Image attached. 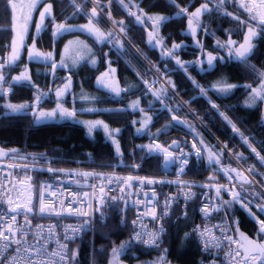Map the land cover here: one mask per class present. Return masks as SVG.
Segmentation results:
<instances>
[{"label":"trees","instance_id":"obj_1","mask_svg":"<svg viewBox=\"0 0 264 264\" xmlns=\"http://www.w3.org/2000/svg\"><path fill=\"white\" fill-rule=\"evenodd\" d=\"M104 1L109 0H101L105 11L107 9ZM4 2L5 0H0V54L5 53L8 48L5 43H8L12 36L11 13H5ZM202 2L203 0H175L176 5L186 8L188 13L194 12ZM47 3L53 5L55 20L48 18L46 28L36 39L42 51H53L57 56L67 37L81 35L92 41L93 51L99 59L98 64L91 66L88 62H83L74 68L57 67L53 70L48 67L47 62L42 61L37 63L41 66L38 70L29 65L30 81L4 83L3 87H9L11 91L7 97L0 98V147L2 150L25 151L69 165L109 166L122 160L126 166H131L132 163L138 165L139 171L160 172L159 155L148 153L147 148L139 146L150 144L152 140L168 144L173 139L180 140L182 143L192 139L201 147L203 155L199 159L193 155H187V163L182 172L180 171L181 161L178 160L171 173H179L191 178L209 176L227 178L228 176L219 169L221 167L237 169L235 162L190 111L179 102L173 94L176 93L213 136L223 146L226 145L230 153L247 170L252 169L250 174L264 189V166L255 154L250 152L251 148L248 146L250 144L257 148L264 157V112L262 111L264 104L258 101L256 105L249 107L246 101L251 88L244 87V85L252 87L260 82L256 73L264 70V31H259L253 39L255 47L245 64L230 58L228 48L217 46V41L224 43L229 36L232 40L241 42L242 26L231 16L224 15L223 11L216 9L211 3L209 4L211 11L202 15V27L197 29L194 39L188 31V15H177L179 8L169 0H124L125 4H129L128 9L121 5L120 0H111L108 6L111 18L124 22L123 34L132 46L121 38L101 15L96 18V26L106 34L112 33L111 43L107 40L93 42L87 32L78 27L88 23L87 13L93 7L88 0H75L76 4L82 5L83 10L80 12H77L72 0H43L39 9L41 10ZM140 9L148 16L170 17L162 24L159 35L164 38V50L171 49L174 43L181 45L176 49L174 57L162 56L160 47L149 44L150 22L147 25H139L135 17L129 15L130 11L140 14ZM223 9L240 16L241 20L248 21V13L237 8L232 0H227ZM54 22L67 23L74 27L53 39ZM115 25L120 28L119 24ZM117 41H120L123 46L118 47ZM196 41H199V45ZM134 49L163 77L165 82L155 75V72ZM208 53L223 59L215 60L213 65L208 67L207 61L200 62V58L204 59ZM177 58L185 67L176 63ZM25 61L26 58L23 55L20 62L3 69L7 81H12V77L17 76ZM109 61L111 67L116 69L115 81L121 89L126 90L119 95L99 87L96 82L100 73L108 69ZM30 64L36 65L33 61ZM45 66L47 68H44ZM67 76L71 77V87L61 101L68 108L72 107L76 110L75 118H96L104 121L110 129H120L115 136L120 146L119 155L115 151L111 138L105 136L102 127L94 129L89 134L86 125L81 123L80 119L66 118L37 122L31 107L17 113L8 111L4 107L6 103H32L37 89L42 93L48 92L40 105L50 107L56 102V86L62 81L65 84L66 80L63 79ZM145 81L148 83L145 84ZM167 81H171V84ZM218 82L239 85V87L226 93L219 92L213 87ZM149 87L153 91L161 88L167 91L158 100L149 91ZM201 88L206 90L204 94L201 93ZM82 95H86L89 99H82ZM137 99H139V108L144 109L147 115L152 117L143 132H137L140 124H134L133 121L141 120L144 113L129 107ZM89 108L95 111H87ZM174 115L180 122L173 121ZM233 124L239 131L233 130ZM243 137L248 138L247 144L241 142ZM201 140L204 145L212 147L216 153H221L223 149L219 165L215 161L209 163L204 145L199 143ZM231 175L236 179V174ZM199 187L202 188L205 185ZM234 190L242 191L240 187H235ZM252 192L261 193L257 188L245 186L242 195L251 203L264 204V195L261 193L260 199H254L250 195ZM224 198L231 200L229 194L224 195ZM196 204L197 199L194 198L183 215H179L177 211L172 212L164 221L163 240L156 248L132 244L129 241V213H122L115 204L106 205L102 209L104 216L101 217L99 213L96 218L93 239L85 234L71 244V253H77L71 264H105L111 249L126 242L125 252L121 258L130 263L133 259L142 260L162 252L165 254V259L173 264H205L219 259V255L214 251L208 253L200 251L192 233L191 226L198 220ZM225 206L234 228L238 222L240 233L264 241V236L257 234L259 225L249 215L248 210L241 207L240 202ZM249 208L260 220L262 219L263 213L258 212L250 204Z\"/></svg>","mask_w":264,"mask_h":264},{"label":"snow or ice","instance_id":"obj_2","mask_svg":"<svg viewBox=\"0 0 264 264\" xmlns=\"http://www.w3.org/2000/svg\"><path fill=\"white\" fill-rule=\"evenodd\" d=\"M77 12L82 11V5L76 4L75 0H72ZM93 3V7L90 10L88 15V23L84 25L78 26L82 31H86L89 35H92L95 37L96 41L103 42L107 40L109 43L112 42V33H105L101 31L96 26V18L98 15L102 13L103 5L101 3V0H91ZM170 3L175 5L179 8V12L177 15L187 14L188 15V31L195 39L197 35V29L202 27L201 17L203 14L208 13L211 11L209 8V4H213V6L223 11L224 15L231 16L234 20H236L241 26L247 25V31L244 33V39L243 42H237L231 39V36H229V39L221 43L220 41H217V46L220 48H228L229 49V57L235 58L237 61L247 63L248 58L252 54L254 50V44L253 39L258 35L259 31H264V0H259L257 3V0H232V3L237 4L239 8L244 9L249 15V20H241L240 16L234 15L233 13H229L227 11H224L223 5L227 2V0H207L206 3L201 4L198 8L195 9L194 12L188 13L186 8H180L179 5H176L175 0H169ZM43 3V0H20L18 3L17 0H5L4 2V11L5 13L10 12L11 13V28L10 31L13 33L11 44H10V52L6 59H4L2 62H0V98L7 97L9 92L11 91V88L5 89L3 87L4 83L11 84L12 82H24V81H30V76L28 75L27 68H25L24 71L20 73L18 76L12 77V81H7L6 76L3 72V69L7 66L13 65L17 62L21 55V50L24 47H27L28 50V56L30 60L33 59H43V60H51L52 59V52H41L36 48V39L39 33H41L46 28V20L48 18H52L53 21L55 20V17L53 16V5L52 3L44 4V7L42 10L38 8V6ZM111 3V0H109V4ZM121 5L125 8H129V4H125L124 0H120ZM134 7H138L136 5H132ZM39 11V18L35 19L33 16V13L35 11ZM140 14H137V12H129V15L134 16L136 23L139 25H147L150 22L151 31H148V42L153 47H160L161 48V54L162 56L166 57H174V53L176 49L180 48L181 45L179 44H173L171 49L164 50V38L159 35L160 28L164 22L170 19V17L162 16V15H152L148 16L143 12L142 9L139 10ZM109 18H111V13L109 12ZM35 20V29L37 36H33V43L31 46L26 45V37L29 33V26L30 24ZM112 23L119 24L120 28L119 31L121 33L125 32L124 28V22L121 21H115L113 20ZM255 25V27L253 26ZM72 27L71 25H68L67 23H53L52 28V36L53 39L61 35L62 33L69 31ZM147 30V28H146ZM117 46L122 47L123 45L120 43V41H117ZM196 43L199 45V41H196ZM71 44V42H70ZM79 50H72L69 48V46L65 47L64 55L61 58L60 66H65L64 61L66 58H69L70 52L74 51L75 54L72 55L70 58L72 59L73 65L78 63L80 60L84 59L90 52L91 49L88 48L86 44H84L82 41L78 42ZM202 47V46H201ZM217 59H223L222 57H216L212 55V53L207 54V64L209 66L213 65V62ZM93 65L96 64V60L92 59L90 61ZM109 67L108 70L104 73H101L100 76L97 77V85L101 88L107 89L108 91L115 93L116 95H119L122 91H126L125 89H121L118 85V83L115 81L114 76L116 69L111 67V62L109 61ZM176 63L180 65L181 67H185L183 62H181L178 58L176 59ZM58 67V65L55 63V61H52V68L55 70ZM261 83L258 87H251V85H244L246 88H251V92L249 94L248 100L246 101V104L251 107L256 105L257 101H264V73H260ZM148 82L145 81V84ZM167 83L171 84V81H167ZM195 84V81H193ZM71 87V77L67 78V82L60 88L56 89V96H57V105L55 109H52L51 111H44L40 110L38 105L41 103L43 98L47 95V93H42L37 89V94L34 98V101L31 104H12V103H6L4 105L5 108L11 110L13 113L20 112L22 110L27 109L28 107H31L33 110V115L37 122L56 117L59 115L60 118H75L76 116V110L75 109H68L65 108L60 103V98H62L66 92ZM174 87V85H173ZM199 87V85H197ZM216 88L219 92H228L233 88L239 87V85H232V84H224L223 82H218L217 85L213 86ZM149 91H151L152 95L156 97L158 100L161 99L164 94L166 93L167 89L161 88L158 90H152L151 87H149ZM201 93H205V89H200ZM82 99H89L86 95H82ZM130 108L132 109H139L140 112L144 113V116L140 121H133V123H139L140 128L137 129V132H143L148 124L151 122L152 117L147 115V112H145L144 109L139 108V99L136 101H133L130 105ZM215 107V105H213ZM171 111V109H169ZM87 111H95V109H87ZM122 111V110H118ZM223 115V113H221ZM173 121H178V118L174 115L172 117ZM225 119L227 120V117L225 116ZM81 123L85 124L88 130V133L91 134L94 129L98 127H103L105 136L108 138H111L112 143L115 145V151L119 155L120 154V146L118 141L115 139V136L117 133H119L120 129H110L108 125L104 124L103 121H81ZM231 123V121H229ZM232 128L234 131H239L236 126L233 124ZM244 142L248 143V138L243 137ZM201 145H204L203 140L199 142ZM251 148V151L253 153H256L257 157L264 161V157H261L260 154L256 151L254 147H252L250 144L248 145ZM142 148H147L148 153H160L164 156V161L166 164L174 163L177 160H180V171L182 172L184 169V165L187 163L186 156L187 154L181 152L179 156L173 155V152L170 151V148L178 147V143L176 141H173L171 145L168 147H163L162 145L158 143L148 144V145H142L139 146ZM226 148V145L224 146ZM192 148L195 150V154L200 157L203 155V152L201 150V147H199L196 143H193ZM13 153L16 152L15 149L11 150ZM204 151L207 152V158L209 163L211 164L213 161L217 165L221 163L220 155L223 152V149L221 150V153H216L212 147L204 145ZM8 155L7 152L0 149V157H4ZM14 165H10L12 167ZM134 167H138V165H134ZM224 173V175L228 176L229 180L233 179L232 173H236V180L240 184V188L243 191L245 189V186L249 183H252L248 179V176H246L243 172L238 171L237 169H229L221 167L219 169ZM48 171H56L52 168H49ZM64 171V170H60ZM249 173H251L252 169L250 168ZM74 175H80L87 179L89 176H100L102 179L105 176V174L100 173H92V172H75ZM179 175V173H178ZM30 179V178H29ZM108 184H111L113 182V179L122 181L121 191H124V186L132 187L131 181L133 179L139 180L141 184L147 183L148 185H152L154 183H162L163 181H154L152 179H147L144 177H133L131 175L126 177H119L108 175ZM210 180H214V177H209ZM179 181H171L170 183H177ZM79 183V181H77ZM183 183V182H180ZM93 188L97 187L95 185H92ZM107 185H101L99 186L100 193L105 192V188ZM205 187H208V185H205ZM0 188H3L2 185H0ZM224 189L229 192V195L231 196V200H222L221 207L224 205L231 206L234 203L240 202L241 207L248 210L249 215L255 220V222L259 225L257 234L259 236H264V220H260L255 213H252L249 204L251 201H247L246 197L242 195V191H235L232 190L235 188V184L231 185H216V197L219 198L221 195V189ZM13 189H7L3 188L2 191H0V198L6 197V203L9 206V211L11 213L20 214L21 212L25 215V220L23 225H19L16 221V215L12 216V220L9 222L5 220L4 225H0V264H70V262H74L75 257L77 255L76 252H72L71 255L68 254L69 250L67 248V244H59V241L57 242L59 244V250L58 251H52L48 252L47 250V241L51 238L52 235H54V228L55 226L49 225V237H43L40 235V233H35V235L39 236V239L33 243L29 244L27 241V237L29 235V231H25V226L30 225L31 221L28 220L27 215L28 213H32L34 209L33 200L31 195L29 194L27 198L24 200L23 203L14 201L11 195ZM47 191V189H44L42 186V190L40 193V208L39 212L41 214L46 212H55L56 215H61V211H56V209L49 203L45 202L44 192ZM23 194L18 195V199ZM53 196L56 195V193H52ZM153 198H155V192L152 193ZM193 193L187 192L184 193L185 199H190ZM250 195L254 199H260L261 193L252 192ZM84 199L81 200L79 198V195H74V199L77 200L80 207H72L71 203L69 202V207L67 209V214L69 215H76L80 218H82V223L78 226H72L68 225L65 228V236L64 239L67 241L69 239L74 238V234L86 230L89 227H91L92 222V215L93 210L95 212H99L101 217L104 216L103 212V205H104V198L103 196L99 197L97 199V203L94 206L89 199V193L83 194ZM113 200L116 199V197H112ZM174 199L170 197L168 200H166L165 205L167 206L171 203V200ZM87 200V208L90 210H85L84 208V201ZM60 203L63 205L65 201L61 200ZM134 203L140 204L141 201L137 200ZM258 212L264 213V204H258L256 205ZM220 209L215 205H208L206 204L202 209L201 212L204 213L205 216H207L211 211H219ZM167 211H165L164 215H167ZM144 215H151L153 219L158 218V214L156 212L155 207L151 209L150 212H145ZM0 219H4L3 216H0ZM139 219V217H138ZM133 225L137 224V221L134 220ZM237 226L234 229L235 233L239 236V239H236L234 236H227L226 232L229 230H233L231 225H223L221 227V231L225 233L223 239L229 241L230 243H234L237 245V249H234V256L232 257L233 260H235L237 257H241V264H264V241H260L257 239H252L246 236L243 233L239 232L238 222H236ZM38 229L43 231L44 226L43 225H37ZM215 227V226H214ZM140 231L135 232V235L132 239L143 243L146 246H156L158 243V239L160 236V233L163 232V227H161L158 231H147L146 226L141 224L140 225ZM73 233V236H69L68 233ZM200 236L202 239H204L205 242V248L208 249L211 247H219V239L214 234H212L211 229L205 227L201 232ZM39 240H44L45 244L41 245ZM127 243V242H126ZM126 243H122L118 248L114 247L112 249V261H110V264H118L119 256L121 252L125 249ZM13 245H15V248L13 250ZM242 250V251H241ZM11 251L12 255L8 256V252ZM227 255V254H226ZM165 260V257L161 255L157 261H154L153 264H163Z\"/></svg>","mask_w":264,"mask_h":264},{"label":"built area","instance_id":"obj_3","mask_svg":"<svg viewBox=\"0 0 264 264\" xmlns=\"http://www.w3.org/2000/svg\"><path fill=\"white\" fill-rule=\"evenodd\" d=\"M258 2L259 0H257V3ZM105 4L108 5V2ZM106 15L109 17V12H107ZM190 152L195 154V150L193 148H191ZM119 164L120 163H114L110 166L68 165L57 163L50 158L30 155L27 153L8 154L4 157H0V185H2L3 188L13 189L11 195L14 201L23 203L29 194L32 197L34 209L32 213H28L27 215V218L31 221V224L25 226V231H29V229H31L27 237L28 243L33 244L39 239V236L35 235V233H40V235L43 237H49L48 226L52 225L55 226L54 235H52L47 241L48 252L58 251L59 244L66 243L69 250V255L70 244L73 241L78 240L85 234L90 235V239H93L96 218L99 214V212H95L94 209H88V201L85 200V210L93 211L91 227L74 234L73 239L66 241L64 239L66 226H78L83 222L82 218L76 215L67 214L69 202L71 203L72 207H80L77 200L74 199V195H79V198L83 200V194L89 193V199L94 206L97 203V199L103 196L105 201L103 207L106 205L115 204L122 212L130 210L131 229L129 238L134 244L145 247L153 246H146L143 243L132 239L135 235V232L141 230V224L146 226L147 231H158L161 227H163L164 232L163 222L167 217H169L171 212L174 209H178L181 210L180 214H183L188 203L197 197L196 212L198 214V220L191 226L192 233L198 243L200 251L205 253L214 251L220 256V259L208 262L206 264H241V257H237L235 260L232 259L234 256L233 250L237 249V245L223 239L225 233L221 231L220 227L223 225H231L233 230L227 231L226 235L234 236L236 239H238L235 235L232 221L225 209V206L221 207L223 200L221 197L225 190L222 188L220 197H216V185L231 186L233 184L236 185V182L229 180L186 178L165 172H142L133 168L120 167ZM10 165L14 166L10 167ZM49 168H52L56 171L50 172L48 171ZM75 172H92L97 174L103 173L105 176L102 179L100 176L94 175L87 177L85 180L83 176L74 175L73 173ZM112 174L119 177H126L129 175L133 177H144L154 181L163 182L148 185L147 183L141 184L139 180L133 179L131 181L132 187L124 186V191H121L122 181L113 179V182L108 184L107 177L108 175ZM77 181H79V183H77ZM171 181L179 182L170 183ZM202 182H207L208 187L198 189L193 186L194 184ZM92 185L97 187L93 188ZM101 185H107L104 193H100L99 191V186ZM42 186L44 189H47V191L44 192L45 202L51 204L56 209V211H61V215H56L55 212H46L43 214L39 212L40 193ZM3 188H0V191H2ZM153 192L156 194L155 198H153ZM187 192H191L193 195L190 199L186 200L184 193ZM52 193H56V195L53 196ZM19 194L23 195L18 199ZM112 197H116V199L113 200ZM170 197L174 199L171 200V203L166 208L165 202ZM61 200L65 201L63 205L60 203ZM137 200L141 201V203H134ZM206 204H215L220 210L211 211L207 216H205L204 213L201 212V209ZM153 207H155L158 214L157 219H153L151 215H144L145 212H150ZM165 211H167V215H164ZM13 215H16V221L19 225L24 224L25 215L22 212L20 214L11 213L9 211V206L6 203V197L0 198V216L4 217V219H0V225H4L5 220L10 222ZM134 220L137 221L136 225H133L132 223ZM37 225L44 226L42 232L36 227ZM205 227L211 229L212 234L220 238L219 247L210 246L208 249L205 248L204 239H202L200 236V232ZM163 232L160 233L157 245H159L162 240ZM68 235L73 236V233L69 232ZM58 241L59 244L57 243ZM39 242L41 245L45 244L44 240H39ZM14 248L15 245H13V250ZM7 255L11 256L12 252L9 251Z\"/></svg>","mask_w":264,"mask_h":264},{"label":"rangeland","instance_id":"obj_4","mask_svg":"<svg viewBox=\"0 0 264 264\" xmlns=\"http://www.w3.org/2000/svg\"><path fill=\"white\" fill-rule=\"evenodd\" d=\"M17 2L19 3L20 2V0H17ZM207 2V0H203V2H202V4L203 3H206ZM247 2V1H246ZM236 5V7L237 8H239L238 7V5L237 4H235ZM43 9V8H42ZM239 9H241V8H239ZM241 10H243L244 11V9H241ZM244 12H246V11H244ZM34 18L35 19H38L39 18V15H37V13H36V16H34ZM248 20H249V18H248ZM33 27H32V26ZM31 25L29 26V31H30V29L31 28H33V32H32V38L30 39V43H31V45H32V43H33V36H36V29H35V20H33V22L31 23ZM254 27H255V25H253ZM247 31V25H245V26H242V36H243V39H244V33ZM12 35H13V33H12ZM27 38V37H26ZM11 39H12V37H11ZM241 40H242V37H241ZM11 41V40H10ZM83 42L84 44H86L87 46H88V48H90L91 50H92V46H91V44H89L88 43V41H86L85 39H83L82 37H79V36H71V37H69V38H67L64 42H63V44H62V46H61V48H60V50H59V52H58V54H57V56L54 54V52L52 51V59L49 61V63H47V65H48V67L49 68H52V61H55V63L58 65V67H62V68H74V67H76L77 65H79V64H81L82 62H88L89 64H91L92 65V63L90 62L92 59H95V57H94V55H93V53H89L84 59H82V60H80L78 63H76L75 65H73V63H72V59L70 58L72 55H74L75 54V52L74 51H72V52H70V55H69V58H66L65 59V61H64V64H65V66H60V62H61V58H62V56L64 55V51H65V47L66 46H69V48L70 49H72V50H79V45H78V42ZM70 42H71V44H70ZM253 42V41H252ZM30 45V46H31ZM36 48H37V46H36ZM3 59H5L4 57H2L1 59H0V62H2L3 61ZM41 60H43V59H41ZM31 61H33V62H35L36 63V65H32V64H30V62ZM198 61H199V59H198ZM207 61V56L203 59V58H200V62H206ZM39 62H42V61H40V59H33V60H30L29 59V56H28V52H27V58H26V61L24 62V65H26V67L27 68H29L30 69V67H29V65H31V67L33 68V67H35L37 70L38 69H40V65H37V63H39ZM44 62H47L46 60H44ZM6 68V67H5ZM4 68V69H5ZM44 68H47V66H45ZM263 69L262 70H259L257 73H256V77L259 79V81L260 82H258L256 85H254V86H252L253 88L254 87H258L259 86V84L261 83V78H260V73H263ZM106 72V71H105ZM104 73V72H103ZM67 78H68V76L67 77H64V79L63 80H66V82H67ZM64 81H62V83H63ZM64 84V83H63ZM60 87H62V84H58L57 86H56V88H55V90L57 89V88H60ZM8 89V88H7ZM251 92V91H250ZM61 99V98H60ZM258 102V101H257ZM60 103L65 107V108H68L67 106H65L64 105V103L60 100ZM262 103L264 104V101H262ZM56 105H57V101H56V103L54 104V105H52V106H50V107H44V106H42V105H38V107H39V109L40 110H44V111H51L52 109H55L56 108ZM68 109H74V108H72V107H70V108H68ZM90 109V108H89ZM91 109H93V108H91ZM8 111H11V110H9L8 109ZM22 111H24V110H22ZM31 112L33 113V110H32V108H31ZM34 116V115H33ZM76 117V116H75ZM56 119H66V118H60L59 117V115H57L56 117H53V118H49V119H45V120H42V121H39V122H43V121H52V120H56ZM75 119H80V121H102V120H100V119H96V118H82V117H78V118H75ZM139 121H140V119H139ZM104 122V121H103ZM104 124H106L105 122H104ZM102 127V126H101ZM103 128V127H102ZM151 144V143H150ZM148 145V144H147ZM121 245V243L120 244H118V245H116V246H114V247H116V248H118L119 246ZM113 247V248H114ZM112 248V249H113ZM112 249H111V251H110V255H109V258H108V261L105 263V264H110V261H112ZM125 252V249L121 252V254H120V256H119V261H118V264H153V262L154 261H157V259L161 256V255H163L164 257H165V254H164V252H162V253H160V254H157V255H154V256H152V257H149V258H145V259H142V260H137V259H133L132 260V263H130V262H128L126 259H122L121 258V255L123 254ZM163 264H173V263H170V262H167L166 260H164V262H163Z\"/></svg>","mask_w":264,"mask_h":264},{"label":"crops","instance_id":"obj_5","mask_svg":"<svg viewBox=\"0 0 264 264\" xmlns=\"http://www.w3.org/2000/svg\"><path fill=\"white\" fill-rule=\"evenodd\" d=\"M38 8H39V6H38ZM38 11V10H37ZM37 11H35L34 13H33V16H36V13H37ZM31 25V24H30ZM32 26V25H31ZM33 27V26H32ZM31 32H33V28H31L30 29V31H29V33H28V35H27V38H26V45L27 46H30L31 45V43L29 42L30 41V39L32 38V33ZM36 32V31H35ZM29 34H31L30 35V37H29ZM88 34V33H87ZM118 34V33H117ZM123 34V33H122ZM89 35V34H88ZM119 36H120V34H118ZM36 36H37V34H36ZM39 36V35H38ZM37 36V37H38ZM73 36H79V37H82L83 39H85L86 41H88V43L89 44H91V40H89V39H87L86 37H84V36H81V35H73ZM91 38H92V40H93V42H96V43H99L98 41H96V39H95V37L94 36H92V35H89ZM123 36H124V34H123ZM12 37V36H11ZM69 37H71V36H69ZM69 37H67V38H69ZM121 37V36H120ZM125 37V36H124ZM66 38V39H67ZM122 38V37H121ZM126 38V37H125ZM65 39V40H66ZM10 40H11V38H10ZM9 40V47H8V49H7V51H6V54H5V59L7 58V56H8V54H9V52H10V44H11V41ZM243 42V41H242ZM36 46H37V49L39 50V51H41V52H43L42 51V49L37 45V43H36ZM91 46H92V44H91ZM27 52H28V50H27V47H24V48H22V50H21V55H20V57H19V59L17 60V62L15 63V64H17L18 62H20V60L22 59V56L24 55L25 56V58H27ZM47 52H52V51H46V52H44V53H47ZM91 53H93V55H94V57H95V60H96V64H90L91 66H97V64H98V57L96 56V54L94 53V51H93V47H92V50H91ZM1 57V56H0ZM4 60V59H3ZM41 60V59H40ZM47 61V63H49V61L50 60H46ZM86 62V61H85ZM83 63V62H82ZM89 64V63H88ZM14 65V64H13ZM27 65V64H26ZM26 65H24V63H23V65L21 66V69L19 70V72L17 73V76L18 75H20V73L22 72V71H24L25 70V68H27L26 67ZM30 67V66H29ZM208 67H209V65H208ZM150 68V67H149ZM67 69H70V68H67ZM151 69V68H150ZM108 70V69H107ZM107 70H104L103 72H105V71H107ZM152 70V69H151ZM153 71V70H152ZM27 72H28V75L30 76L31 75V69H29V68H27ZM102 72V73H103ZM154 72H156V71H154ZM100 75H101V73H100ZM99 75V76H100ZM155 75H157L156 73H155ZM115 79V78H114ZM162 81V80H161ZM96 82H97V79H96ZM180 102V101H179ZM241 142H244V139L242 138L241 139ZM253 147V146H252ZM255 148V147H254ZM256 149V151L259 153V151L257 150V148H255ZM250 152H252L251 151V149H250ZM253 153V152H252ZM253 154H255V156L257 157V155H256V153H253ZM260 154V153H259ZM260 156L261 157H263L261 154H260ZM258 158V157H257ZM258 161L264 166V161H261L259 158H258ZM249 187H252L251 185H248ZM250 205L252 206V207H254L255 209H257V207H256V204H254V203H250ZM262 218H264V213H263V215H262ZM263 220V219H262ZM239 237V236H238ZM250 238V237H249ZM253 239V238H252ZM166 260V259H165ZM168 262V261H167Z\"/></svg>","mask_w":264,"mask_h":264},{"label":"water","instance_id":"obj_6","mask_svg":"<svg viewBox=\"0 0 264 264\" xmlns=\"http://www.w3.org/2000/svg\"><path fill=\"white\" fill-rule=\"evenodd\" d=\"M113 27L114 30H116L120 36L127 42L126 38L123 36V34L119 31V29L115 26V25H111ZM262 111L264 112V105L262 106ZM263 122H264V115H263ZM209 132V130H207ZM210 133V132H209ZM211 134V133H210ZM212 135V134H211ZM213 136V135H212ZM213 138L217 141V139L213 136ZM173 141H176L178 143V147H173V148H170L171 150L173 151H176L179 149V146H180V141L179 140H172L169 145L172 144ZM218 142V141H217ZM168 145V146H169ZM224 148V147H223ZM225 149V148H224ZM162 162H163V170L165 172H168L170 171V169L172 168V166L174 165V163H170V164H166L165 161H164V156L162 158ZM237 164V168L239 169L240 172H243L245 175H247L249 177V180L252 181V186H255L257 187L263 194H264V190L259 186V184L256 182V180H254L253 178H251L248 174V172L238 163L236 162ZM237 169V170H238ZM236 174V173H234Z\"/></svg>","mask_w":264,"mask_h":264}]
</instances>
